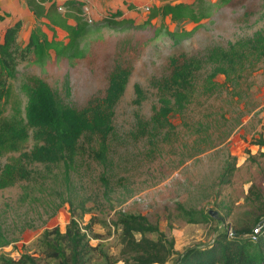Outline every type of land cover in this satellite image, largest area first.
<instances>
[{"label": "rangeland", "instance_id": "obj_1", "mask_svg": "<svg viewBox=\"0 0 264 264\" xmlns=\"http://www.w3.org/2000/svg\"><path fill=\"white\" fill-rule=\"evenodd\" d=\"M49 1L60 6L66 0ZM79 1L89 23L79 47L84 56L58 59L50 52L42 66L28 56L18 65L11 97L1 106L0 182L4 176L13 181L0 185V238L9 242L0 252L17 256L44 230L63 232L72 213L81 228L91 224V242L112 258L120 248V230L113 222L122 213L145 216L157 225L174 241L178 256L190 248H207L218 234L232 235L248 188L264 181L263 150L252 145L264 134V0ZM163 5H183L184 17H158L144 26L151 8ZM123 18L133 24L119 28L106 22ZM17 21L22 23L20 47L35 27L49 41L67 42L64 32L36 20L25 0H0V43L4 29ZM196 26L186 41L169 36ZM229 60L234 73L213 79L216 89L210 92L206 78ZM183 78L189 89L178 86ZM116 83L121 86L117 95ZM38 85L57 105L77 113H103L113 103L105 165L93 158L98 138L86 133L68 182L62 164L24 161L22 154L35 143L9 130L27 128L30 96ZM175 87L189 92V102L182 112L169 113L168 125L161 127L152 119ZM228 162L235 169L222 186L218 177ZM209 211L219 219L210 215L214 221L201 222Z\"/></svg>", "mask_w": 264, "mask_h": 264}, {"label": "trees", "instance_id": "obj_2", "mask_svg": "<svg viewBox=\"0 0 264 264\" xmlns=\"http://www.w3.org/2000/svg\"><path fill=\"white\" fill-rule=\"evenodd\" d=\"M122 1L127 3L126 0ZM45 3L46 0H25L33 17L36 20L44 19L46 27L52 31L58 29L64 32L67 42L55 39L49 41L42 29L35 27L24 47H20L17 37L22 26L21 21L4 29L0 43V118L3 102L11 97V81L16 77L17 67L26 61L28 56H33V64L36 66H42L50 52L58 59L70 57L80 59L84 56L79 49L80 42L89 28L83 12L84 3L79 0H66L60 6L55 2L48 6ZM184 8L183 5L152 7L144 26L150 25L158 17L163 19L169 17L173 21H178L184 17L182 13ZM127 9L132 10L134 6L127 4ZM115 15L120 16L121 13L117 12ZM70 21L73 24H70ZM106 22L119 28L133 24L132 20L124 18L118 21L106 19ZM193 22L197 23L194 18ZM198 29L199 26H196L190 31L170 33L169 36L178 43L190 39ZM229 61L226 67L212 69L205 80L207 90L213 92L216 89L213 81L216 77L224 76L229 79L234 73L231 66L233 61ZM185 78L178 84L183 90L190 88ZM116 85L117 95L121 91V86L117 83ZM110 91L115 92L114 86H111ZM189 97L188 91L182 92L175 87L173 93L161 99L162 106L152 120L158 121L161 127L168 125L166 118L169 113L182 112L185 104L189 102ZM30 98L26 116L27 128H22L18 132L9 130L12 136L31 137L35 143L28 153L22 154L24 161L45 165L62 164L63 178L68 182L69 171L73 170L78 157L79 140L81 135L86 133L98 138L97 148L92 150L93 158L100 165L106 164L109 155L108 137L112 129L110 123L112 102L106 106L103 113L95 109L77 113L57 105L43 85H38ZM252 145L263 150L264 156V134L258 135ZM234 169V162H228L218 177V184L227 185L233 177ZM8 181L13 180L9 176H4L0 185L3 187ZM245 203L241 218L233 225L234 234L230 236L226 233L218 234L207 248H190L179 256L176 254L174 241L168 239L157 225L149 222L145 216L122 213L113 222L120 230L118 234L120 248L116 253L117 258H112L101 244L95 245L91 242L89 237L92 233L91 224L81 228L79 220L72 213L63 232L58 227L44 230L29 246H23L17 256L0 252V264H168L170 261L171 264H264V181L253 182L250 185ZM185 214L189 217L195 216L191 211H185ZM209 220L213 218L208 212L203 214L201 222ZM258 227L259 231L256 233ZM94 237L99 239V236ZM253 237L255 240H252ZM8 245L6 239L0 238V247Z\"/></svg>", "mask_w": 264, "mask_h": 264}, {"label": "water", "instance_id": "obj_3", "mask_svg": "<svg viewBox=\"0 0 264 264\" xmlns=\"http://www.w3.org/2000/svg\"><path fill=\"white\" fill-rule=\"evenodd\" d=\"M209 215H211L212 217H214L215 219H219V216L217 215V213L215 211H209ZM234 234V233H233Z\"/></svg>", "mask_w": 264, "mask_h": 264}, {"label": "built area", "instance_id": "obj_4", "mask_svg": "<svg viewBox=\"0 0 264 264\" xmlns=\"http://www.w3.org/2000/svg\"><path fill=\"white\" fill-rule=\"evenodd\" d=\"M258 231H259V227L255 230V232L257 233ZM252 240H255V237H253Z\"/></svg>", "mask_w": 264, "mask_h": 264}, {"label": "crops", "instance_id": "obj_5", "mask_svg": "<svg viewBox=\"0 0 264 264\" xmlns=\"http://www.w3.org/2000/svg\"><path fill=\"white\" fill-rule=\"evenodd\" d=\"M47 1H48V5L54 2V1L51 2V1H49V0H46V2H47ZM45 5L48 6L46 3H45Z\"/></svg>", "mask_w": 264, "mask_h": 264}]
</instances>
